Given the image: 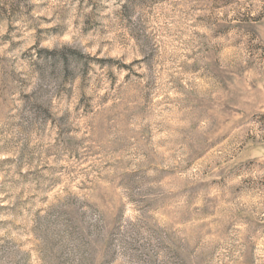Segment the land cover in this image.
<instances>
[{
    "label": "rangeland",
    "instance_id": "rangeland-1",
    "mask_svg": "<svg viewBox=\"0 0 264 264\" xmlns=\"http://www.w3.org/2000/svg\"><path fill=\"white\" fill-rule=\"evenodd\" d=\"M0 264H264V0H0Z\"/></svg>",
    "mask_w": 264,
    "mask_h": 264
}]
</instances>
